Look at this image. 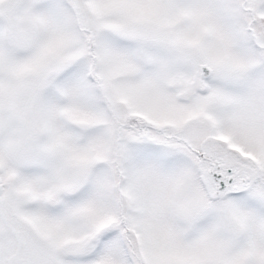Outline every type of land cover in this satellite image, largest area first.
<instances>
[{
	"label": "snow or ice",
	"instance_id": "1",
	"mask_svg": "<svg viewBox=\"0 0 264 264\" xmlns=\"http://www.w3.org/2000/svg\"><path fill=\"white\" fill-rule=\"evenodd\" d=\"M0 264H264V0H0Z\"/></svg>",
	"mask_w": 264,
	"mask_h": 264
}]
</instances>
